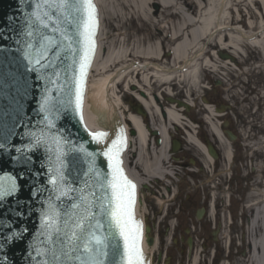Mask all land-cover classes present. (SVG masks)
Masks as SVG:
<instances>
[{"label": "water", "instance_id": "obj_1", "mask_svg": "<svg viewBox=\"0 0 264 264\" xmlns=\"http://www.w3.org/2000/svg\"><path fill=\"white\" fill-rule=\"evenodd\" d=\"M74 2L75 0H69V3ZM34 5L35 0H0V34L7 37L0 38V143L4 144V148H0V176H15L19 186L16 198L10 197L0 202V264H80L77 257L83 258L82 250L71 252L64 240L63 234L67 230L65 221L71 224L69 217L78 211L72 208V204H79L82 194L96 191L99 195L103 191L99 188V183L110 178V169L107 159L101 153L112 140L108 139L105 145L95 144L74 110V79L78 76V70L72 60H78L79 54L72 57L65 53L67 59L56 61L59 67L55 71H59L60 77L55 84L49 83L48 79L52 76L53 69H42L40 65L29 64L24 58L25 41L30 40L36 44L40 39L39 35L33 39L22 34L29 29L27 19L34 10ZM42 10L54 12L52 9ZM53 19H56L55 15ZM64 27L68 25L65 24ZM37 28L39 25H32L34 32ZM69 31L73 34L74 41L78 39L74 35V27ZM40 32L60 39L58 33L51 31V23L48 29H40ZM73 47L79 49L77 43ZM49 56L55 59L54 52H50ZM226 57L222 55V58ZM33 68L36 70H32ZM52 78L55 79L54 76ZM58 85L63 86V91L59 90ZM46 94L61 109L58 118L49 116L56 124L54 129L47 128L45 114L39 111ZM69 100L73 101L70 107L67 106ZM91 112L99 115V127L88 126L92 130H105L106 125L108 127L116 123L115 109L92 110L91 104ZM102 113L105 115L103 123ZM41 130L45 134L56 132L69 141L64 145L68 155L64 158L65 182L62 186L54 187L48 183L54 174L50 169L56 167L55 156L47 152L43 144L34 146L33 137L26 135L29 132L39 135ZM120 132V128L116 127L114 135L117 136ZM4 136L7 137L6 140L2 138ZM81 146L85 150L83 153L78 151ZM18 148L21 151H17ZM88 153L92 155L89 156ZM50 156L52 162L49 160ZM28 157L32 159L28 160ZM61 188L68 192L66 196H59ZM50 205L60 214V218L57 225L46 228L45 213L54 215L50 211ZM93 211L97 209L94 208ZM104 223L107 224V221L104 220ZM56 226L61 229L59 236L55 232ZM5 237L11 239L5 240ZM117 242L122 247V241L117 238ZM61 249L69 252V255H64ZM53 252L58 259L53 258ZM106 264H111V261H106Z\"/></svg>", "mask_w": 264, "mask_h": 264}, {"label": "bare ground", "instance_id": "obj_2", "mask_svg": "<svg viewBox=\"0 0 264 264\" xmlns=\"http://www.w3.org/2000/svg\"><path fill=\"white\" fill-rule=\"evenodd\" d=\"M156 1L161 4L162 8L155 23H151L152 14L148 12L149 9L146 10L147 5L153 2L152 0H114L115 3L110 4V6L114 9L117 18L119 17L124 21L130 19L133 22V15L125 16V14L116 13L117 8L127 9L126 4H130L132 10L137 13L136 17L143 19L137 27L140 30H147L148 26L151 28L157 25L162 27L161 34H154L161 37H156L155 40H153L150 32L136 33L137 40L144 44L141 48L139 45L134 46L137 50L136 57L158 59L161 57L162 50L167 48L171 52L170 62L179 64L178 62L182 61V64L175 65L174 68H162L160 65L152 63L157 69L149 73H146V70L141 71L139 72L141 77L137 79L130 72L137 69L135 63H140V61L136 59L131 64L124 66L131 57L129 49L132 47L124 46V40L117 41L109 44L106 53L103 54L102 51L105 50L100 32L98 37L99 50L92 69L96 70L98 78L92 83L90 79L83 112L87 126L99 127V115L91 112V104L92 110L115 109L116 113L117 110H121L120 96L122 92L119 91V84L124 83L125 87L128 88L131 86L138 87L150 99L153 95L150 91V86L153 84L151 78H154L153 81L160 85H176V94L168 88L166 89L168 96L182 94L183 87L186 86L188 91L199 93L201 78L205 74V70L219 73L223 77L222 79L227 82L226 74L234 72L232 67L238 65L235 60L237 57H240L243 63L248 60L253 62L249 64V71L258 69L264 73V0ZM94 2L99 6L101 4V0H94ZM166 19L169 21L163 22ZM213 49L218 50V53L221 50H226L233 59H221ZM191 52H193L192 55ZM243 54H247L245 55L246 58L243 57ZM143 67L145 66L141 68ZM177 70L180 72H176ZM178 86H182V88ZM131 92L141 98L139 93ZM262 94L258 100L261 97L264 98V93ZM143 102L148 109L152 108L150 100ZM260 110L261 107L258 103V113ZM168 113L170 121L180 123L179 113L173 109V106H170ZM132 121L137 127L138 139L136 140L141 146L139 147L140 153L137 162L143 164L149 174H162V165L166 163V138L164 137L160 149L163 153L162 158L157 159L156 167L151 169L144 160L147 147L144 130L136 117L132 116ZM221 141L224 140L221 138ZM191 143L198 145L205 151V147L194 139L192 140V137ZM257 150L259 155L263 157L261 153H264V138L257 146ZM225 155L227 159L230 156L227 145L225 146ZM260 160L262 163L263 159ZM258 173L259 175L253 184L257 189L253 196L255 202L249 207L252 208L253 212V218L248 228L251 245L246 256L239 260V264H264V188L258 189L264 182V164L259 166ZM144 242L146 250L147 244L145 240ZM246 245V242L242 243V247ZM195 264H197V260Z\"/></svg>", "mask_w": 264, "mask_h": 264}, {"label": "snow or ice", "instance_id": "obj_3", "mask_svg": "<svg viewBox=\"0 0 264 264\" xmlns=\"http://www.w3.org/2000/svg\"><path fill=\"white\" fill-rule=\"evenodd\" d=\"M42 9H52L54 12ZM53 15L56 16L55 20ZM9 19L11 20V17ZM27 23L29 29L22 34L33 39L39 35L40 39L36 41V44L30 40L25 41L24 58L29 64L40 65L42 69H53L52 76L55 79L49 76V83L55 84L60 77L59 71H55L59 67L56 61L67 59L65 53L72 57L79 54L78 60H72L78 70V76L74 79V110L83 122V85L95 51L94 37L98 27L97 10L93 0H75L74 3H69V0H35L34 10L28 17ZM50 23L51 31L59 34V40L55 36L44 35L40 32V29H48ZM34 24L39 25L35 32L32 30ZM65 24L68 27H64ZM71 27L75 28L74 35L78 38L75 41L73 34L69 31ZM0 38L7 39L3 34H0ZM74 43L79 45L78 50L73 47ZM34 48L35 53H33ZM50 52H54V60L49 56ZM42 61H47V63H42ZM58 88L63 91L62 85H58ZM45 91L47 93L48 90ZM72 103L73 101L69 100L67 106L70 107ZM60 110L47 94L42 98L39 111L45 114L47 128H56L54 119H49V116L58 118ZM26 135L33 137L34 146L43 144L46 146V151L55 156L56 167L50 169L54 174L49 178L48 183L54 187L64 185V168L66 167L64 158L68 155L64 150V145L69 143L66 137L56 132L45 134L43 130L39 135L35 132H29ZM89 135L97 145H105L109 137V133L106 131H92L89 132ZM2 138L7 139L6 136ZM125 146L126 138L121 130L116 139L112 140L106 150L101 153L107 159L110 169V178L99 183V188L103 191L99 195L96 191H91L86 195L82 194L79 197L80 203L72 204V208L78 211L73 212L69 217L71 224L69 225L68 221H65L67 230L63 234L64 240L71 252L82 250L83 258L77 257L80 259V264H106V261L109 260L111 264H146L140 245L143 226L135 219L134 215L136 185L125 175L121 167L122 161L119 158L120 152ZM0 148H4L3 143H0ZM17 151L21 150L18 148ZM78 151L83 153L85 150L81 146ZM88 155L91 156L92 153H88ZM27 159L31 160L32 157ZM49 160L52 162L51 156ZM81 191L83 192V190ZM18 192L19 186L15 176H0V202L8 200L10 197L16 198ZM67 194L68 192L61 188L59 196ZM94 208L97 211H93ZM50 211L54 215L45 213L44 226L46 228L57 225L60 218V214L51 205ZM104 220L107 221V224L104 223ZM60 231V227L56 226L57 236ZM117 238L122 241V247L117 242ZM9 239L11 237H5V240ZM61 251L63 252V249ZM63 254L69 255V252H63ZM53 258H59L55 252H53Z\"/></svg>", "mask_w": 264, "mask_h": 264}, {"label": "flooded vegetation", "instance_id": "obj_4", "mask_svg": "<svg viewBox=\"0 0 264 264\" xmlns=\"http://www.w3.org/2000/svg\"><path fill=\"white\" fill-rule=\"evenodd\" d=\"M214 108L213 122L217 123L221 133V119L225 114L217 115ZM128 111L135 112V104L128 101ZM183 124L169 130L171 148L176 142L177 150L170 152V162L167 166L175 169L178 177L172 185L161 187L160 180L148 178L142 189L150 194L145 212L151 234L156 240L152 248V264H188L196 258L197 264H221V211L225 200L229 205L230 220L235 219L237 197L240 195L239 171L235 165L229 166V171H221V144L215 134L208 128L205 110L202 107H191L181 110ZM161 119L165 118L163 113ZM147 126L155 127L159 119L142 117ZM127 122L130 121L127 117ZM194 139L205 146V151L191 143ZM150 147L155 145V139H149ZM213 147L215 156L209 154ZM146 158H151L147 151ZM134 155L129 165L144 178L143 172L136 165ZM186 169L187 172H184ZM184 173V175H180ZM159 197L165 204L159 206ZM243 197V196H242ZM213 211V215L211 216ZM191 243V246H190Z\"/></svg>", "mask_w": 264, "mask_h": 264}, {"label": "rangeland", "instance_id": "obj_5", "mask_svg": "<svg viewBox=\"0 0 264 264\" xmlns=\"http://www.w3.org/2000/svg\"><path fill=\"white\" fill-rule=\"evenodd\" d=\"M117 1H120V0H117ZM100 3H101L100 7H101V12H102V18H103L102 19L103 21V32H102L103 40L102 41H103L105 50L107 49V46L109 44L124 40L125 41L124 46L132 47L129 49L131 56H132L133 54H137V50H135L136 47H134L135 45H139L140 48L144 46V44L139 42L137 38L135 37L136 33L150 32L152 33L153 40H155L154 38L156 37L157 38L161 37L158 35H154L157 33L161 34V31H162L161 26L157 25V26H154L153 28H151V26H148L147 30H140L139 28H137L142 23L143 19H140V18L138 19L136 17L137 13H135L132 10V7L130 4H126L127 9H123L120 7L119 9L117 8L116 13L125 14V16L133 15L134 17L133 22L130 19L124 21L119 17L117 18L114 9L109 5L107 0H101ZM153 9L154 8L152 7L151 3L150 5H147L146 7V10H148V12L152 14L151 23H155L158 20L157 17L160 16L159 13L153 12ZM166 21H169V19H166L163 22H166ZM221 52L228 54L226 50H223ZM245 55L247 54H243V57L246 58ZM235 60L238 62V65L232 67L234 69L233 73L226 74L227 83H229V85H227L226 87L220 88L217 86V89H216L215 88L216 86L212 85V87L209 89V86L206 84V82L203 79H201V85H204L205 87L208 88V90L205 89V91L207 92L204 96L209 100V102L212 101L213 99H217L220 103L223 102L227 104L229 103L230 100H232L230 103L234 105L233 107H236L237 109L238 106L240 107L242 106L243 110H245V113L241 116V119L238 120L240 122L241 127L237 129L240 131L242 135L244 133L247 138L240 140L242 143L239 145L240 155H241L242 160L240 164H237L235 166V168L240 173L239 177L242 179L243 178L246 179V183H243L242 181V183L240 184V190L241 189H244V190L240 191L239 196H236L238 200L237 204H235L236 209L231 210V212L235 213V219H233V225L231 226V234H232L231 237L233 238V242L231 244V251L228 257H224L225 251L222 248V240H221V264H239V260H241V257H242V254H240V249H236L237 248L236 237L237 239L238 237H240L238 215H239L240 207H247L248 204L250 203V200L248 198L250 196V193L255 188L253 186L254 176L253 175L246 176L245 173H248V174L250 173L248 157L251 155V149H252L251 147L258 146L261 143L259 141V138H256L255 136L256 134L255 132L257 131L256 127L254 129H251V127L249 128V126L250 124L254 125V123L256 126H259L257 125L259 122L256 119L258 118V116L260 118V115H257V117H255L254 112H253L254 111L253 108L256 103L257 104L259 103V107H261V113L262 114L264 113V98L261 97V99L258 100L259 97L262 96V92L264 91V90L261 91L262 88H264V73L258 69L257 70L252 69V71H249L250 69L249 64L253 63L250 60L244 63L241 62L242 59L240 57L235 58ZM96 78L98 77L96 76V73H95L93 74V77L91 78V83L94 82ZM152 86H153L152 87L153 90L155 91H159V90L165 91L166 89L164 86L160 87L157 84H154ZM178 87L182 88V86H178ZM119 88L122 89V86H120ZM187 89H188L187 86L183 87L182 94H180L179 96H184V95H189V93H194L193 95H191V97H194L195 99H198L199 101H201L199 98L202 97V87L199 93H196L195 91L194 92L188 91ZM176 90L177 89L175 86L173 88V92L175 93ZM227 93L231 94L233 96V99L229 100ZM165 95L166 94H164L163 92V97H166ZM127 97H130V95L123 96L122 98L124 100ZM227 116H229V114ZM230 117L232 118V116ZM232 120H234V118H232ZM244 144L246 148L243 146ZM261 154L263 157H261L258 153H257V157L263 159V162L260 163L261 160L256 161L255 164L257 165L264 164V153H261ZM253 155H255V153H253ZM183 170L184 172H187L186 169H183ZM180 175H184V173Z\"/></svg>", "mask_w": 264, "mask_h": 264}]
</instances>
